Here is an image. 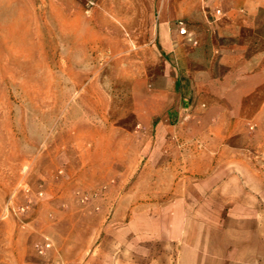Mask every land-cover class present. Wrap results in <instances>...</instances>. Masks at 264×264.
<instances>
[{
    "label": "rangeland",
    "instance_id": "374dc122",
    "mask_svg": "<svg viewBox=\"0 0 264 264\" xmlns=\"http://www.w3.org/2000/svg\"><path fill=\"white\" fill-rule=\"evenodd\" d=\"M166 1L174 28L187 26L186 51L197 47L216 0ZM161 3L0 0V264H180L179 242L166 238L182 225L192 242L197 219L240 245V214L195 212L202 190L220 184L205 181L211 174L239 173L217 161L221 151L187 135L188 147L168 165H145L131 149L156 124L145 121L156 101L141 77L153 82L170 59L161 54L154 69H142L146 57L94 50L149 24L155 30Z\"/></svg>",
    "mask_w": 264,
    "mask_h": 264
},
{
    "label": "crops",
    "instance_id": "0c3cea01",
    "mask_svg": "<svg viewBox=\"0 0 264 264\" xmlns=\"http://www.w3.org/2000/svg\"><path fill=\"white\" fill-rule=\"evenodd\" d=\"M166 6L167 1L162 0L155 30L149 24L145 30L127 32L128 38L120 36L117 45L94 49L146 57L142 69H154L161 54L170 59L153 82L152 77H141V85L153 86L150 96L156 101L148 107L145 121L150 125L155 118L156 124L144 142L131 149H139V160L145 165L158 161L168 165L173 151L178 154L188 147L187 135L200 147L221 151L217 161L235 166L239 173L211 174L205 181L220 184L202 190L206 200L199 201L193 210L199 214H240V245L225 243L219 227L199 219L193 225L197 231L192 242L182 225L174 227L173 237L166 239L179 242L180 264L239 259L241 264H264V169H257V165L264 167V0H216L214 6L221 14L215 12L211 29L195 34L197 47L188 51ZM131 17L137 21V15ZM203 98L207 105L202 104ZM202 106H206L204 111ZM248 127L253 129L250 136ZM204 135L208 141H200ZM118 146L130 149L126 143ZM108 159V166H112V155ZM135 163L133 160L132 165ZM85 166L96 175L101 172L94 163ZM180 206L184 207L177 200L175 207Z\"/></svg>",
    "mask_w": 264,
    "mask_h": 264
},
{
    "label": "built area",
    "instance_id": "2783aa9c",
    "mask_svg": "<svg viewBox=\"0 0 264 264\" xmlns=\"http://www.w3.org/2000/svg\"><path fill=\"white\" fill-rule=\"evenodd\" d=\"M217 14L220 15L221 12L220 11H217ZM176 28H177V31L179 32V35H181V36H187L188 35L187 26H186V24L183 21L178 22L176 24ZM48 247H49V245H48Z\"/></svg>",
    "mask_w": 264,
    "mask_h": 264
}]
</instances>
